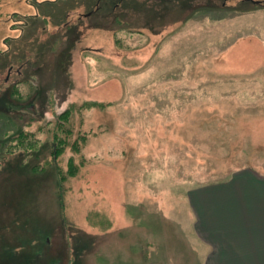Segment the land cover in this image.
<instances>
[{
  "label": "rangeland",
  "instance_id": "obj_1",
  "mask_svg": "<svg viewBox=\"0 0 264 264\" xmlns=\"http://www.w3.org/2000/svg\"><path fill=\"white\" fill-rule=\"evenodd\" d=\"M108 2L90 15L97 0H0V264L242 259L244 243L206 239L191 206L242 171L264 176V0ZM26 61L15 100L1 97ZM39 126L37 156L8 153ZM70 159L78 174L60 184ZM62 235L80 245L61 250Z\"/></svg>",
  "mask_w": 264,
  "mask_h": 264
},
{
  "label": "crops",
  "instance_id": "obj_2",
  "mask_svg": "<svg viewBox=\"0 0 264 264\" xmlns=\"http://www.w3.org/2000/svg\"><path fill=\"white\" fill-rule=\"evenodd\" d=\"M196 192L197 200L191 208L204 237L241 241L246 247L242 249L246 253L238 256L242 259L232 255L236 259H226L225 263L264 264V176L253 170L242 171L227 184L207 186ZM216 233L226 236L214 237ZM208 255L210 252L204 254L205 260Z\"/></svg>",
  "mask_w": 264,
  "mask_h": 264
},
{
  "label": "trees",
  "instance_id": "obj_3",
  "mask_svg": "<svg viewBox=\"0 0 264 264\" xmlns=\"http://www.w3.org/2000/svg\"><path fill=\"white\" fill-rule=\"evenodd\" d=\"M96 12H98V11H96ZM94 14H92V15H94ZM6 90H8V89H6ZM4 93L5 92L3 91V94ZM14 93H15V91H14ZM14 93H13V90H11L7 94V96L10 97L11 99L13 97V100H15L14 97L16 98V96H15L16 94H14ZM3 96L5 97V95H3ZM92 105H93V103H91L89 106H92ZM95 106H97V105H95ZM70 112H71L70 110L63 112L61 115H59V117H57L56 124L54 122L52 123L53 124L52 129H54V131L52 133V144H51L52 152H51L50 156L53 159H57L60 155H62L63 150L65 148H69L67 143H69L68 138L71 135L70 134L71 131L65 130L64 125H66L69 121ZM47 124H51V123H47ZM68 129H70V128H68ZM42 130H43V127L39 126V128L37 129L36 132H34V131H32V132H21L15 138L13 137V139L10 140V142H9L8 147H10V148L12 147V148L8 149V153L13 154V155L17 154V153H21L22 155L23 154L24 155H30V157L37 156V151H38L39 145L41 143L40 133L42 132ZM77 136H78L77 139L81 142V149H82L83 146H85V142H86L85 135L79 134ZM70 148L76 154L79 152L81 153L78 142L73 143L70 146ZM74 162L75 161H73V159L69 160L67 170L65 173H63L59 170H56L57 174L60 176V179H58V181H60L59 182L60 184H62V182H64L65 178H68V177L74 178L77 176L78 171H79V166H77L78 164L75 165ZM35 168L41 169L39 166L35 167ZM87 236H90V235H86V237ZM103 238L104 237H102V239ZM59 239H60L59 241H61V244L63 241V245H61V250H67V252L70 249V244L68 243L69 240H71V244H74V246H72V249L75 247V242H76V245H80V240L75 241V237H73V236H71L70 238H67L65 235H62ZM43 245H45V242L43 243ZM52 246H53V244L48 245V247H52ZM53 256L54 255H51V256H43V254L36 255L34 257V264H58L57 260H55L53 258ZM55 257L57 258L59 256H57L55 254ZM61 257L62 258L67 257L68 258V253L65 254V256H61Z\"/></svg>",
  "mask_w": 264,
  "mask_h": 264
},
{
  "label": "flooded vegetation",
  "instance_id": "obj_4",
  "mask_svg": "<svg viewBox=\"0 0 264 264\" xmlns=\"http://www.w3.org/2000/svg\"><path fill=\"white\" fill-rule=\"evenodd\" d=\"M222 2L224 1H227V0H221ZM97 4L95 5V9L94 10H92V12L91 13H95L96 11H99L100 10V8H101V3H103L104 4V6L105 7H107V8H110V11L112 12V7L114 8L115 6H116V2H115V4H110L109 2H108V0H97ZM90 15H92V14H90ZM25 20V19H24ZM8 39H10V38H8ZM13 39V38H12ZM11 39V40H12ZM4 43H5V45H6V50L5 51H2V52H0V57L1 56H5V53H8L9 51H8V48L10 49V47L7 45V41L5 40L4 41ZM3 43V44H4ZM2 58V57H1ZM25 66H28L30 69L28 70V71H30V70H34L35 68H31L30 66H29V63L26 61L25 62V64L24 65H22V66H19L17 69H14V67H13V65H11V66H8L7 67V71H6V74H5V77H4V79H3V85H5V88L6 89H8L9 87L11 88V90H13L14 88H15V85H16V81H19V80H15V78L14 77H17V79H19L20 77H21V75L23 74L24 75V73L22 72V69H24V67ZM26 74V73H25ZM9 86V87H8ZM5 89V90H6ZM4 91V90H3ZM2 91V92H3ZM10 92V91H9ZM8 92V93H9ZM7 92H5L3 95H5V97H7V94H8ZM2 94H1V97L3 96ZM4 97V96H3Z\"/></svg>",
  "mask_w": 264,
  "mask_h": 264
}]
</instances>
